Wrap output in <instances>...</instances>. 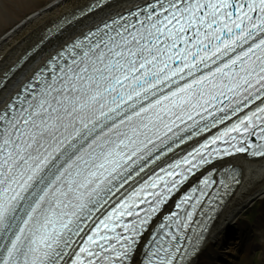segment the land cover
Returning a JSON list of instances; mask_svg holds the SVG:
<instances>
[{"label": "snow or ice", "instance_id": "1", "mask_svg": "<svg viewBox=\"0 0 264 264\" xmlns=\"http://www.w3.org/2000/svg\"><path fill=\"white\" fill-rule=\"evenodd\" d=\"M63 56L0 111V264H182L216 181L152 227L169 197L264 158V0H144Z\"/></svg>", "mask_w": 264, "mask_h": 264}, {"label": "bare ground", "instance_id": "2", "mask_svg": "<svg viewBox=\"0 0 264 264\" xmlns=\"http://www.w3.org/2000/svg\"><path fill=\"white\" fill-rule=\"evenodd\" d=\"M92 1L0 0V76L46 36L48 27L58 23L56 30L61 28L55 36L40 45L37 52L7 81L0 91V107L61 45L103 19L144 3V0H116L79 21L65 25L74 12ZM228 162L239 169L240 183L190 264H251V254L255 251L259 252V264H264V158L248 161L237 156ZM254 203L261 205L254 221H242L245 211ZM230 232L234 233L225 240L224 237Z\"/></svg>", "mask_w": 264, "mask_h": 264}, {"label": "rangeland", "instance_id": "3", "mask_svg": "<svg viewBox=\"0 0 264 264\" xmlns=\"http://www.w3.org/2000/svg\"><path fill=\"white\" fill-rule=\"evenodd\" d=\"M259 206H260L259 203H256V204L254 203L252 207H250L249 209H247L245 211V214L243 215L241 220L246 221L247 223H251L252 221H254L256 209ZM258 258H259V252L258 251L251 254V258H250L251 264H259Z\"/></svg>", "mask_w": 264, "mask_h": 264}]
</instances>
